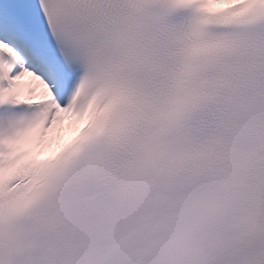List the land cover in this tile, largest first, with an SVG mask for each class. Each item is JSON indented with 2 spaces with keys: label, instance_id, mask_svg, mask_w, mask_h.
<instances>
[{
  "label": "snow or ice",
  "instance_id": "obj_1",
  "mask_svg": "<svg viewBox=\"0 0 264 264\" xmlns=\"http://www.w3.org/2000/svg\"><path fill=\"white\" fill-rule=\"evenodd\" d=\"M0 264H264V0H0Z\"/></svg>",
  "mask_w": 264,
  "mask_h": 264
}]
</instances>
